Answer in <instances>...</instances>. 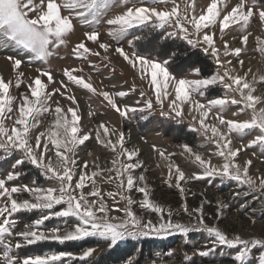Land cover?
<instances>
[{"label": "snow or ice", "instance_id": "obj_1", "mask_svg": "<svg viewBox=\"0 0 264 264\" xmlns=\"http://www.w3.org/2000/svg\"><path fill=\"white\" fill-rule=\"evenodd\" d=\"M118 6L123 10L107 18ZM64 11H67L66 15ZM254 17H258L264 26V4L259 0H235L234 4L231 0L227 3L225 0H210L199 9L197 0H0V48H15L31 60L48 63L57 49L67 45L69 36L75 31L74 20H78L81 26H89L90 31L84 36L98 50L81 41L72 49L77 58L87 60L91 55L110 62L111 50L135 69L141 80L149 82L153 93L147 96L145 91L140 92L141 98L146 97L144 107L119 105L116 98L136 91L135 84L128 92L98 91L91 77L86 80L75 74L83 69L68 68L63 69L67 80H60L57 87L50 89L55 83L50 70L37 68L38 75L28 77L21 70L23 60L18 58V53L6 57L11 61L15 80L0 74V150L6 155L17 152L21 155L12 170L0 172V264H62L65 258L91 264L90 258L97 251L95 247L85 248L78 256L61 251L21 257L13 251L39 241L63 244L89 237L103 239L112 248L128 238L173 233L187 237L191 231H204L213 238L211 246L194 255L208 256L215 252L217 245H226L237 249L234 255L236 264H246L254 249L264 247V238H244L240 234L230 236L217 224H207L203 204L190 209L185 202L182 210L189 216L188 223L175 219L179 211L152 198L144 174L147 169L136 174L135 170L143 166V162L136 159L139 149L128 148L125 133L114 126L100 122L94 130L85 127L81 123L79 103L71 91V85H76L102 96L124 118H128L129 113L152 110L154 103L159 106L161 116L190 117L194 130L215 145V150L208 156L188 144L178 145L182 149L181 155L187 154L199 166L200 172L186 174L172 159L174 154L152 146L165 161L166 182L170 186L174 182L182 194L187 191L185 186L189 181L218 176L236 180L246 185L250 192L264 196V175L250 174L251 159L243 164L237 160L246 147L259 145L264 148V91H261L264 90V74L253 72L251 67L245 68L241 58L252 35L249 28ZM102 20L109 26L107 34L116 43L115 48L112 42L103 41L98 28L93 27ZM234 26H238L240 35L232 38L240 40V47H230L225 38L226 30ZM144 28L163 29L169 37L179 36L189 45L202 48L214 59L218 70L205 78L178 79L169 71L168 59L158 60L136 51H126L121 41L132 29ZM216 39H219L220 47ZM255 39L258 50L264 53V37L256 36ZM128 45L134 46V41L128 40ZM229 57H235L236 63ZM21 85L26 86L25 90L13 94L12 89H19ZM215 85L223 87L224 95L208 99L206 103L197 99L205 97ZM57 95L70 101V105H62L55 99ZM233 105L239 106L240 112L250 110L251 118H226L225 111ZM45 114L53 117L47 125L42 120ZM88 115H95L91 108ZM38 128L43 130L36 131ZM245 134L254 135V138L247 145L235 147L234 141ZM93 135L98 144L113 153L103 163L99 162L98 156L92 161L79 156L80 146ZM87 154L93 155L90 151ZM213 156L223 158V162L213 163ZM26 161L55 184L14 183L22 175L20 166ZM102 184L114 187L102 190ZM133 190L141 193L143 198L134 199ZM121 202H124L123 207ZM225 207L227 205L217 202V219ZM33 211L39 213L37 218L20 229L16 214ZM149 213L157 214L158 218L155 221L147 218ZM54 218H64V223L49 227L46 222ZM250 219L256 223L254 218ZM15 237L20 239L14 241ZM173 255L174 251L167 253L168 257ZM260 260L264 264V254ZM151 264L165 262L153 260Z\"/></svg>", "mask_w": 264, "mask_h": 264}, {"label": "rangeland", "instance_id": "obj_2", "mask_svg": "<svg viewBox=\"0 0 264 264\" xmlns=\"http://www.w3.org/2000/svg\"><path fill=\"white\" fill-rule=\"evenodd\" d=\"M208 2L210 0H197V8L203 7ZM225 2L227 3L228 0H225ZM231 2L234 4L235 0H231ZM259 3L264 4V0H259ZM122 10L123 8L120 6L113 8L107 18H111L112 15L118 14ZM64 14L66 15L67 11H64ZM74 25L75 31L69 36L67 45L57 49L56 54L49 59L48 63L31 60L24 52L15 48H0V74L6 79L15 80L11 61L7 60L6 57L18 53V58L23 60L21 70L26 76L35 77L38 75L36 72L37 68H44L52 72L55 83L50 85V89L57 87L60 80H67V77L63 75V69H83L75 74L83 76L86 80L91 77V82L98 91L128 92L132 85L135 84L136 91L128 92V95L122 98L117 97V102L119 105L137 108L144 107L143 101L146 97L141 98L140 92L145 91L147 96L153 95L149 82L141 80L139 73L118 54L112 53L111 50L110 62L102 61L101 57L91 55L88 56L87 60L77 58L73 54L72 49L81 41H84L86 46L93 50L98 49L94 43L88 41L84 36L86 31H90L89 26H81L78 20H74ZM93 27L98 28L101 34L100 38L103 41L112 42L113 48L117 46L111 40V37L108 36L109 26L103 20L99 24L93 25ZM249 31L252 32V35L241 53V58L245 62L244 67H251L253 72L264 74V53L258 50L255 39L256 36L264 37V26L261 25L258 17L253 18ZM239 35L238 26H234L231 30H226L225 38L229 40L230 47L241 46L239 39L232 38ZM137 36L140 37L139 40L135 39ZM128 40H133L134 46L130 47ZM216 43L220 47L219 39H216ZM121 44L129 52L136 51L142 53L145 57H152L158 60L168 59L170 61L169 71L178 79L205 78L218 70L214 59L204 53L202 48L189 45L186 40L179 36L169 37L163 29H132L127 38L121 41ZM99 51L102 52V50ZM221 58L224 59L223 55ZM229 58L233 60L234 64L236 63L235 57ZM25 87V85H21L19 89L13 88L12 92L13 94L23 92ZM71 91L79 103L81 123L85 127L94 130L100 122H104L110 127L114 126L125 133L126 146L128 148L139 149L136 159L142 161L143 166L135 170L136 174L138 175L145 168L147 169L144 174L151 189L152 198L165 206L171 207L174 211H179L180 214L175 216V219L188 223L189 216L182 210V205L185 202H187L190 209L200 207L203 204L207 224H217L230 236L240 234L244 238H264V196L260 193L250 192L246 185L236 180L222 179L218 176L189 181L185 186L187 191L183 194L175 187L174 182L171 186L166 182L168 171L165 161L161 160L158 153L153 151V145L166 151V153L174 154L172 159L188 175L200 172L201 169L187 154L181 155L182 149L178 145L188 144L205 156L215 150L214 144H211L201 132L194 130L190 117L185 116L182 119H174L170 116H161L159 106L154 103L152 110L129 113L128 118H124L102 96L93 94L89 90L76 85H71ZM224 93L225 90L221 85H215L206 93L205 97H197V99L206 103L208 99L222 96ZM229 94L232 95L231 93ZM55 99L60 100L64 106H68L71 103L67 99L59 97V95ZM137 101H139V104ZM90 108L95 113L91 117L88 115ZM165 110H167V101H165ZM185 112H187V106H185ZM233 113H236V115L233 116ZM224 114L226 118L230 119L247 120L251 118L250 110L240 112L239 106L236 105L231 106ZM52 119L53 117L47 114L42 117L45 125L50 123ZM196 127L198 128L199 125L197 124ZM42 130L43 128H38L36 131ZM254 132H258V130H254ZM253 138L254 135L245 134L234 141V146L247 145ZM89 151L92 152V156L87 154ZM149 151L155 153L154 158L149 156ZM20 155L18 152L6 155L0 150V156L5 157L0 159V172L12 170L15 160L20 158ZM112 155L113 153H111L110 149H106L103 145L97 143L94 135L89 141L85 142V145H81L79 150L81 159L92 161L98 156L101 163L109 160ZM248 159L252 160V165L249 169L250 174L253 176L264 175V148L259 145L246 147L237 157L238 162L241 164ZM222 162L223 158L213 156V163ZM20 170L22 175L14 182L16 184H31L32 181H36L42 186L55 184L54 181H49L40 169L27 161L20 166ZM101 186L102 190L114 187L108 184H102ZM132 195L137 200L143 198L142 194L135 192V190H133ZM24 197H27V194H24ZM218 201L227 205V207L222 209V215L217 219ZM120 206L123 207L124 202H121ZM136 210L141 211L138 208ZM113 214L122 215V213ZM38 215L39 213L36 211L17 213L16 216L20 221L19 228L22 229L25 223L35 220ZM147 218L155 221L158 217L155 213H149ZM250 218H254L256 223L253 224ZM63 223L64 218H54L46 222L49 227L56 224L62 225ZM18 239L20 238L15 237L14 241ZM212 239L204 231H191L187 237L179 233H173L167 236L149 235L138 239L128 238L109 248L107 242L103 239L89 237L81 241H68L63 244L58 241H39L13 251L21 257L61 251L72 252L78 256L85 248L95 247L97 251L90 258L91 264H104L102 261L107 258L110 261L109 264H129V261L132 264H151L153 260H163L165 264H236L234 255L237 249L226 245H217L215 252L208 256L194 255L198 250H204L211 246ZM169 251H174L173 257L167 256ZM262 254H264V247L258 246L249 255L246 264H261L260 257ZM114 256H116V259L113 258ZM186 256L188 259H185ZM62 264H84V262L65 258Z\"/></svg>", "mask_w": 264, "mask_h": 264}, {"label": "trees", "instance_id": "obj_3", "mask_svg": "<svg viewBox=\"0 0 264 264\" xmlns=\"http://www.w3.org/2000/svg\"><path fill=\"white\" fill-rule=\"evenodd\" d=\"M115 255H117V254H115ZM114 259H116V256H114L113 257ZM102 262H104V264H109V259L107 258V259H105V260H103ZM115 263V262H114ZM101 264H103V263H101Z\"/></svg>", "mask_w": 264, "mask_h": 264}, {"label": "bare ground", "instance_id": "obj_4", "mask_svg": "<svg viewBox=\"0 0 264 264\" xmlns=\"http://www.w3.org/2000/svg\"><path fill=\"white\" fill-rule=\"evenodd\" d=\"M151 48H152V47H151ZM138 144H139V143H138ZM140 152H141V151H140ZM141 153H142V152H141ZM148 154H149V156L152 157V158L155 157V155H154L155 153H153L152 151H149Z\"/></svg>", "mask_w": 264, "mask_h": 264}]
</instances>
